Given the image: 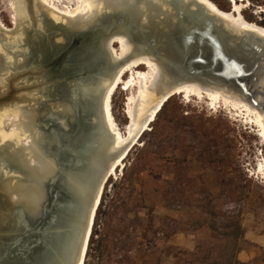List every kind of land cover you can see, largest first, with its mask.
Instances as JSON below:
<instances>
[{"label":"water","instance_id":"water-1","mask_svg":"<svg viewBox=\"0 0 264 264\" xmlns=\"http://www.w3.org/2000/svg\"><path fill=\"white\" fill-rule=\"evenodd\" d=\"M46 15L28 31L34 42L41 40L38 46L20 35L6 41L8 63L14 55L28 57L0 81V108L33 111L35 148L40 157L51 159L52 171L37 176L22 149L11 151L0 143V264H71L90 209L91 184L99 177L91 167L101 140L98 100L108 74L123 61L144 54L158 63V93L165 95L134 143L182 82L231 88L254 105L256 93L264 97L258 82L264 72L261 41L250 32L234 33L226 17L197 0H152L146 11L126 6L101 12L83 33L61 30ZM113 33L124 35L130 46L117 61L110 60L105 46ZM86 36L90 46L82 49L80 38ZM81 49L86 54L79 58ZM5 55L0 51L1 58ZM90 76L96 80L88 82ZM21 186L30 195L31 186L39 187L35 205L21 196L12 199Z\"/></svg>","mask_w":264,"mask_h":264},{"label":"rangeland","instance_id":"rangeland-1","mask_svg":"<svg viewBox=\"0 0 264 264\" xmlns=\"http://www.w3.org/2000/svg\"><path fill=\"white\" fill-rule=\"evenodd\" d=\"M10 1L0 0V20L8 28ZM54 1L59 8L77 5ZM211 1L223 11L232 6ZM237 4L245 20L264 28V0ZM135 89L119 85L112 97L111 113L123 131L126 99ZM170 100L173 121L163 119L153 130L151 123L104 184L84 264L223 263L233 245L228 223L237 219L245 230L238 264H262L264 183L257 168L264 145L255 127L204 96L182 93Z\"/></svg>","mask_w":264,"mask_h":264},{"label":"bare ground","instance_id":"bare-ground-1","mask_svg":"<svg viewBox=\"0 0 264 264\" xmlns=\"http://www.w3.org/2000/svg\"><path fill=\"white\" fill-rule=\"evenodd\" d=\"M197 1L214 10L218 15L226 17L228 19V26L234 33L241 35L242 33L250 32L261 41L264 48V28L256 23L248 22L243 18L241 12L242 7L237 4V2L242 0H229L232 5L231 8L233 9L232 16L229 14L231 8L228 11H223L211 0ZM151 2L152 0H77L75 7L66 9L59 8L57 5L58 2L54 0H11L9 9L11 11L10 22L13 28L6 27L0 20V33H4L3 38H0V51L5 55L8 51L6 47L8 46V42L6 41H15L19 35L21 37L24 36L23 38L27 43L38 46L41 40L38 38L37 42H34V38L31 37L28 31L34 30L32 23L35 20L37 22H40L42 19L44 20L43 16L45 14L42 16L43 13H47L46 17H49L51 20L49 24L59 27L61 30L83 33L85 30H89L87 28L95 23V20L101 12L108 13L126 6H133L141 11H146V8L150 6ZM35 26L38 27L36 24ZM61 36L63 35L60 33L55 38L60 42L62 41ZM90 42L91 38L89 36L80 38V44L82 45L80 46L82 49L87 46L89 47ZM114 44L117 45V49L114 48ZM105 46L111 61H117L118 59L126 57L130 49L127 38L119 33H113L105 42ZM82 49L78 51L79 58L81 55L86 54ZM30 53L32 54V52ZM5 56L4 58L0 57V81L7 79L11 69L16 66L15 64L20 65L24 63V56L28 57L27 54H22L21 57L14 55L13 61L8 63V58ZM142 66L145 70H139ZM126 73L129 75L124 79L123 77ZM161 77L160 65L144 54L123 61L117 69L108 74V79L104 83L101 97L98 100L100 110L99 124L101 127L100 149L91 159L93 173L98 172L99 177L91 184L92 199L90 198L88 200L90 202V209L87 214L85 227L80 233L79 241L75 246V255L70 262L71 264H84L88 241L99 201L95 208L92 222L91 216L98 197L100 200L104 184L122 166L130 148L136 144L134 141L136 140L137 134L144 128L147 120L154 115L156 108L165 96L164 93H158L162 89ZM258 82L264 89V72L260 73ZM119 85H121L122 90L127 92L136 88L134 93L128 95L126 99L127 110L125 114L128 121L125 124L123 135L117 129L118 126L110 109L112 96ZM173 90L174 95L183 93L186 97L190 95L197 96L200 99L203 96L207 97L214 107L216 104H219V106H224L230 112H236L238 117L241 116L242 119L245 117L246 124L250 123L252 127H255L257 137L260 143L264 145V97L260 93L255 94L257 104L254 105L246 96H241L231 88H223L216 84L182 82ZM34 122L35 115L33 111L27 108H17V105L14 108H0V143L4 144L2 146L7 149L9 148L11 151H15V148L22 149L26 157V165L37 176H44L52 171V161L49 158L40 157L39 152L35 148L36 141L33 134ZM146 128L148 129V125ZM147 129L144 131H148ZM261 156L263 158L258 161L257 173L264 183V155L262 154ZM121 157L123 158L121 159ZM105 179L106 181L104 182ZM88 182H91V180ZM21 189L20 193L24 192L25 195L23 194V196L18 192H13L11 195L12 199L16 201L21 196L27 199L31 205H35L39 187H30L34 195H30L23 186H21Z\"/></svg>","mask_w":264,"mask_h":264},{"label":"trees","instance_id":"trees-1","mask_svg":"<svg viewBox=\"0 0 264 264\" xmlns=\"http://www.w3.org/2000/svg\"><path fill=\"white\" fill-rule=\"evenodd\" d=\"M228 10L229 9H227L226 11H228ZM170 99L171 98H169L163 104V106L161 107L160 111L157 113L154 121L152 122L151 130H153L155 127H157V125L161 121H163V119H166L167 118L168 120L173 121V118L167 117L169 115V105H170V102H171ZM144 133H145V131L142 133V135ZM97 210H98V208H97ZM97 210H96V214H95V217H94V225H95V219H96V216H97ZM228 226L232 228L230 234L232 235V238H233V245L231 247L230 256L228 257V259L225 262H223V263H214V264H238L239 263L238 262V259H237V255L240 252V246L238 244H239V241L243 238L244 233H245V230L242 227L239 219H237V220H231L228 223ZM85 257H86V255H85ZM262 264H264V262H262Z\"/></svg>","mask_w":264,"mask_h":264},{"label":"snow or ice","instance_id":"snow-or-ice-1","mask_svg":"<svg viewBox=\"0 0 264 264\" xmlns=\"http://www.w3.org/2000/svg\"><path fill=\"white\" fill-rule=\"evenodd\" d=\"M234 68H235V66H234ZM235 70H236L237 74L240 73V69L239 68H235Z\"/></svg>","mask_w":264,"mask_h":264}]
</instances>
